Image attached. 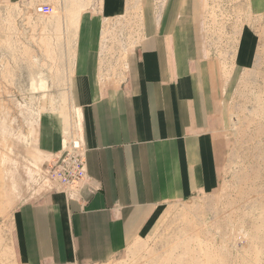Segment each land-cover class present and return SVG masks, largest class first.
I'll list each match as a JSON object with an SVG mask.
<instances>
[{
  "label": "crops",
  "instance_id": "1",
  "mask_svg": "<svg viewBox=\"0 0 264 264\" xmlns=\"http://www.w3.org/2000/svg\"><path fill=\"white\" fill-rule=\"evenodd\" d=\"M101 1L100 12L79 17L71 52L86 182L77 190L52 185L17 209L23 264H106L157 232L170 207L215 188L221 106L256 54L255 30L242 25L224 52L230 58H217L201 36L203 0H166L158 17L151 0H140L139 42L113 66L103 38L128 4ZM246 6L264 19V0ZM58 124L45 122L38 136L51 159L64 148Z\"/></svg>",
  "mask_w": 264,
  "mask_h": 264
},
{
  "label": "rangeland",
  "instance_id": "2",
  "mask_svg": "<svg viewBox=\"0 0 264 264\" xmlns=\"http://www.w3.org/2000/svg\"><path fill=\"white\" fill-rule=\"evenodd\" d=\"M151 1L160 16L166 0ZM101 2L0 5V264H23L14 238L16 211L50 186L44 168L51 158L38 147L41 125L60 122L64 147L78 136L71 52L79 17L100 12ZM126 2V14L108 24L102 43L117 67L140 39V0ZM39 4L53 13L36 14ZM202 8V40L219 50L218 59L230 58L224 52L242 25L255 30L252 67L240 82H229L221 106L226 120L218 137L217 185L170 207L157 232L106 264H264V19L248 15L246 0H203Z\"/></svg>",
  "mask_w": 264,
  "mask_h": 264
},
{
  "label": "built area",
  "instance_id": "3",
  "mask_svg": "<svg viewBox=\"0 0 264 264\" xmlns=\"http://www.w3.org/2000/svg\"><path fill=\"white\" fill-rule=\"evenodd\" d=\"M34 11L38 15H50L53 13V8L47 4H39L35 6ZM84 154L80 140L73 139L61 153L50 159L44 168L50 182L49 188L57 185L64 189H80L86 182Z\"/></svg>",
  "mask_w": 264,
  "mask_h": 264
}]
</instances>
